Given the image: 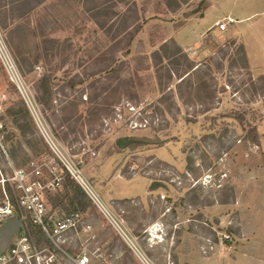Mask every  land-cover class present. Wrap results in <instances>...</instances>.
<instances>
[{"label":"rangeland","instance_id":"rangeland-1","mask_svg":"<svg viewBox=\"0 0 264 264\" xmlns=\"http://www.w3.org/2000/svg\"><path fill=\"white\" fill-rule=\"evenodd\" d=\"M106 8L115 13L106 16ZM263 11L264 0H48L30 24L58 39L59 52L46 58L39 35L33 71L18 65L41 142L36 151L3 117L25 100L0 60L5 145L16 144L10 132L22 143L15 165L47 160L62 177L52 194L63 191L69 172L49 135L112 215L95 206L85 212L96 234L83 240L95 264H264V69H251L243 43L227 30L186 48L171 38L182 27L194 42L214 22ZM261 15L256 27L264 33ZM50 69L54 96L46 109L35 85ZM251 127L259 144L244 139ZM120 138L131 142L120 147ZM156 180L166 188L151 189Z\"/></svg>","mask_w":264,"mask_h":264},{"label":"built area","instance_id":"built-area-1","mask_svg":"<svg viewBox=\"0 0 264 264\" xmlns=\"http://www.w3.org/2000/svg\"><path fill=\"white\" fill-rule=\"evenodd\" d=\"M233 22L234 20L228 17L217 23V26L224 31ZM0 60L11 81L23 94L27 106L32 104L30 97H26L22 90L20 69L1 27ZM34 111L37 113L35 108ZM48 137L46 138L52 149L92 204L106 216L112 217L94 186ZM61 183L62 177L47 160L33 158L26 167L16 166L5 145L4 125L0 122V226L13 216H19L23 220V232L12 236L8 247L0 253V264H95L86 252L87 246L83 240L86 234L89 239L95 237L94 225L86 220L83 212L56 215L49 202V195L57 190ZM113 220L123 231L118 221ZM31 225L41 228L45 235L42 242L35 240ZM124 233L127 236L126 232ZM74 247L77 251L73 250Z\"/></svg>","mask_w":264,"mask_h":264},{"label":"trees","instance_id":"trees-1","mask_svg":"<svg viewBox=\"0 0 264 264\" xmlns=\"http://www.w3.org/2000/svg\"><path fill=\"white\" fill-rule=\"evenodd\" d=\"M47 1L48 0H0V27L3 30L9 29L6 41L10 45H12L17 59L15 61L16 63H19L17 65L20 66L22 71L24 69V66H26L27 68L26 72L33 71L34 64L39 62V58L41 55L38 54V51L40 50V46L36 45L34 49L31 48L33 40L38 38L39 35L44 38V46L42 52H44L46 58L54 57L55 54H57V51L59 52L60 41L58 39L49 38L48 32L43 29L44 27H41L42 31L41 34H39L36 29L33 28L30 24L32 14L37 9L42 7ZM98 6L99 5H96L92 8H99ZM108 9L106 8V10H103L106 16L115 13ZM94 20H96L98 25H101L100 21L95 19V17ZM133 38L134 34L132 35L131 39L133 40ZM174 43L176 44L175 41ZM53 72V69H50L42 73L41 77L38 79L35 85L37 93L36 99L38 103H40L46 109H51L53 106ZM183 80L184 79H182V81ZM79 82L81 81H78V83ZM76 84V80L72 81L71 83L73 87ZM97 99L98 95L96 94L92 100ZM95 108L96 109L92 111L91 114L98 115V112L99 110H101V108ZM3 117H7L11 120L15 129L19 132V135L24 139V142L28 145V147L34 149L35 151L40 149L38 146L41 144V142L38 141L35 137V123L33 121L29 108L23 100L11 103L5 109ZM7 138L11 140H16V144L12 145L9 151L11 157L13 159H16L18 156H20L19 151L22 150V143L19 137H17V134L14 132H10L9 135H7ZM244 139L245 141L249 140L253 143L259 144L260 140L257 128L251 127ZM156 140L157 141H153V143H156L158 147H161L163 145V141H160V139ZM25 155L23 157L24 160L26 159ZM49 202L54 211H56V209H62V212L67 215H70L75 212L85 213L89 209L95 208L88 195L82 189V187L67 172L63 185V191L58 192L56 194H50ZM30 227H35L36 229L39 228L41 230L38 225H31ZM31 232L34 236V231ZM35 240L39 243L43 241L41 239Z\"/></svg>","mask_w":264,"mask_h":264},{"label":"crops","instance_id":"crops-1","mask_svg":"<svg viewBox=\"0 0 264 264\" xmlns=\"http://www.w3.org/2000/svg\"><path fill=\"white\" fill-rule=\"evenodd\" d=\"M206 13L200 17L205 16ZM261 13H264V11L242 16L238 20H234V17L231 15L229 17L232 18L234 22L229 24L226 29L230 35L234 36V38H237L243 43L248 64L254 71H261L264 69V33L260 28L256 27V24L260 21L258 18L262 16ZM181 29L182 27L176 30L173 37L171 38H173L184 48L188 47L189 45H198L206 33L208 34L209 32H217L218 30L221 31L217 26V23L214 22V24L204 28L197 39L194 40V42H187V39L180 33ZM112 196L116 199L127 197H119L113 193Z\"/></svg>","mask_w":264,"mask_h":264},{"label":"water","instance_id":"water-1","mask_svg":"<svg viewBox=\"0 0 264 264\" xmlns=\"http://www.w3.org/2000/svg\"><path fill=\"white\" fill-rule=\"evenodd\" d=\"M129 142L131 141L127 138H120L117 144L120 147H124ZM159 187L166 188V185L158 180L152 182L151 189L154 190ZM22 223L23 220L19 216H13L0 226V253L8 247L14 234L23 232Z\"/></svg>","mask_w":264,"mask_h":264}]
</instances>
